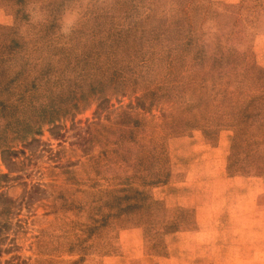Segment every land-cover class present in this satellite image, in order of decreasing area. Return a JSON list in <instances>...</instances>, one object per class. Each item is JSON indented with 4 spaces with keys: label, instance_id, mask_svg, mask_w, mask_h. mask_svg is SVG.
<instances>
[{
    "label": "rangeland",
    "instance_id": "obj_1",
    "mask_svg": "<svg viewBox=\"0 0 264 264\" xmlns=\"http://www.w3.org/2000/svg\"><path fill=\"white\" fill-rule=\"evenodd\" d=\"M30 2L0 0V264H264V0Z\"/></svg>",
    "mask_w": 264,
    "mask_h": 264
},
{
    "label": "clouds",
    "instance_id": "obj_2",
    "mask_svg": "<svg viewBox=\"0 0 264 264\" xmlns=\"http://www.w3.org/2000/svg\"><path fill=\"white\" fill-rule=\"evenodd\" d=\"M30 22L34 25L41 26L47 22V9L42 0H31L28 7ZM82 14L81 7L69 5L61 13L60 24L65 34L71 33L76 27Z\"/></svg>",
    "mask_w": 264,
    "mask_h": 264
},
{
    "label": "trees",
    "instance_id": "obj_3",
    "mask_svg": "<svg viewBox=\"0 0 264 264\" xmlns=\"http://www.w3.org/2000/svg\"><path fill=\"white\" fill-rule=\"evenodd\" d=\"M3 154H4V160H11V161L13 160L12 159V156L13 155L18 156V153L17 152H13V151L11 152L9 150L4 151Z\"/></svg>",
    "mask_w": 264,
    "mask_h": 264
}]
</instances>
